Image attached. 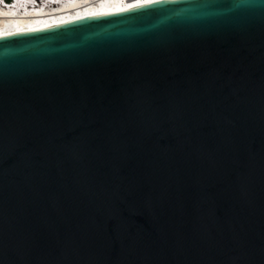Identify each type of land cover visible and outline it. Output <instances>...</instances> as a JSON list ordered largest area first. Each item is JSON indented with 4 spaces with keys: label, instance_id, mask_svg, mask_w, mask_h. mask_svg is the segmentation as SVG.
Instances as JSON below:
<instances>
[{
    "label": "water",
    "instance_id": "95a60500",
    "mask_svg": "<svg viewBox=\"0 0 264 264\" xmlns=\"http://www.w3.org/2000/svg\"><path fill=\"white\" fill-rule=\"evenodd\" d=\"M0 264H264V0L0 38Z\"/></svg>",
    "mask_w": 264,
    "mask_h": 264
},
{
    "label": "bare ground",
    "instance_id": "6f19581e",
    "mask_svg": "<svg viewBox=\"0 0 264 264\" xmlns=\"http://www.w3.org/2000/svg\"><path fill=\"white\" fill-rule=\"evenodd\" d=\"M133 2L134 0L122 1V2L119 1L117 4H114L109 8L102 10L94 3V4H90L85 8H80L75 11H69L67 13L57 14L54 16L36 17L37 16L36 15L32 18L25 16L23 17L13 16L11 18L7 17V19L0 18V33L3 34V37L13 34L20 35L21 33L22 34L30 33L39 30L54 28L84 19L104 16L107 14L125 12V11H129L128 6ZM101 6L105 7V5H101ZM19 12H21L20 9ZM19 12H17L18 15H21V13ZM6 27L8 28L6 29Z\"/></svg>",
    "mask_w": 264,
    "mask_h": 264
},
{
    "label": "snow or ice",
    "instance_id": "6c2138e0",
    "mask_svg": "<svg viewBox=\"0 0 264 264\" xmlns=\"http://www.w3.org/2000/svg\"><path fill=\"white\" fill-rule=\"evenodd\" d=\"M178 2H180V0H134V2L128 6V10L129 11H142L144 9H150L155 5H162V4H167V3H178ZM0 38H4L2 33H0Z\"/></svg>",
    "mask_w": 264,
    "mask_h": 264
},
{
    "label": "trees",
    "instance_id": "16d2710c",
    "mask_svg": "<svg viewBox=\"0 0 264 264\" xmlns=\"http://www.w3.org/2000/svg\"><path fill=\"white\" fill-rule=\"evenodd\" d=\"M9 1V0H8Z\"/></svg>",
    "mask_w": 264,
    "mask_h": 264
}]
</instances>
